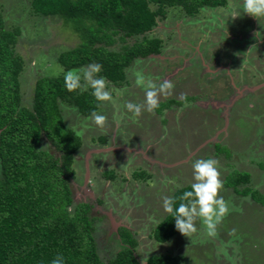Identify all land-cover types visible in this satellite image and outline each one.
Listing matches in <instances>:
<instances>
[{"label":"rangeland","instance_id":"rangeland-1","mask_svg":"<svg viewBox=\"0 0 264 264\" xmlns=\"http://www.w3.org/2000/svg\"><path fill=\"white\" fill-rule=\"evenodd\" d=\"M148 5L155 8L151 3ZM0 21L3 29L17 34L14 50L22 59V71L18 76L19 102L20 106L29 108L34 79L64 76L66 72L56 56L77 46L79 37L60 17L34 12L30 0H0ZM143 35L160 40L159 52L140 58L142 63L138 66H134L133 60L124 68V80L119 84L110 83L109 88L122 89L123 96L116 99L115 105L99 103L97 112L107 117L103 128L80 116L75 108H60L63 122L87 143L74 155L80 163L73 159L70 167L78 185L83 183L84 170L94 182L97 175L92 163L99 161L98 154H89L86 168L83 158L91 145L101 142L96 135L115 136L116 129L132 128L142 134L133 142L139 148L151 145L154 152L149 150L147 160L155 161L159 166H153L155 172L162 180L168 178L170 182H156L158 187H150L145 182L146 187H136L134 184L143 182L137 177L134 183L125 187L124 179L118 175L110 186L114 193H110V188L102 191L101 184L81 192L82 186L70 182L71 204L81 198V192L85 196L83 200L93 205L91 214L96 218L93 239L103 264H108L113 255L126 246L120 241L117 226L127 228L136 240L134 256L140 262L148 255L156 254L167 257L166 260L178 259L180 264H221L217 261L216 243L206 242L205 232L186 242H183L186 236L178 232L164 243L153 241L151 234L166 213L160 197L192 182L191 165L196 159H217L223 181L226 176H231L230 173L245 172L248 181L239 183L236 188L248 187L259 194L264 192V16L258 19L244 13L243 0H224L221 6H203L192 15L179 6H171L165 7L164 17L157 18L156 24ZM139 38L122 40L120 33L113 34L111 42L104 47L117 51ZM134 68L142 69L157 84L169 79L175 85L172 95L161 97L160 107L154 113L143 111L138 118L123 107L127 101L140 103L144 100L143 89L135 85ZM181 93H187V103L179 99ZM113 96L115 98V93ZM55 133L60 143L70 139L65 128H57ZM40 147L57 157L58 152L45 140ZM134 160L149 163L137 156ZM136 166L135 174L145 171L139 169L141 163ZM231 190L224 185L219 194L222 193L227 201L236 199L227 192L237 194L240 199V196L246 198ZM95 199L101 203H95ZM253 205L259 206V203L239 200V206L231 210L217 228L223 238L222 235H226L234 242L240 239V264H264V209L259 210ZM71 209L70 206L68 211ZM227 244L226 256L232 258L237 252L230 249V242ZM235 260L233 258L231 264Z\"/></svg>","mask_w":264,"mask_h":264},{"label":"trees","instance_id":"trees-1","mask_svg":"<svg viewBox=\"0 0 264 264\" xmlns=\"http://www.w3.org/2000/svg\"><path fill=\"white\" fill-rule=\"evenodd\" d=\"M223 4L224 0H30L34 12L60 17L79 37L77 46L56 56L63 71L97 62L103 66L99 76L113 84L124 80V68L133 60L158 54L160 40L143 34L157 18L164 17L165 7L179 6L192 15L202 6ZM119 33L122 40L140 38L117 51L106 49L110 36ZM16 36L13 30L3 29L0 21V264H51L57 254L63 255L65 264H103L93 239L96 218L91 205L76 200L71 204L67 180L73 175L71 158L79 140L62 124L57 110V101H63L87 117L99 102L91 88L67 91L62 75L39 76L33 83L30 107L20 106L22 59L14 50ZM57 128H65L69 141L60 143ZM43 140L58 152L57 157L40 147ZM230 174L224 185L264 204V197L256 190L236 188L248 181L247 173ZM186 190H190L189 185L176 189L172 197ZM119 230L126 246L108 264H140L133 255L136 241L126 229ZM176 232L175 218L168 213L151 235L164 242ZM166 259L152 255L146 264H179L178 259Z\"/></svg>","mask_w":264,"mask_h":264},{"label":"clouds","instance_id":"clouds-1","mask_svg":"<svg viewBox=\"0 0 264 264\" xmlns=\"http://www.w3.org/2000/svg\"><path fill=\"white\" fill-rule=\"evenodd\" d=\"M243 11L259 19L264 16V0H243ZM141 63L142 60L137 58L134 66ZM102 67L100 63L91 62L79 69L68 70L64 74L65 88L72 92L78 89L87 91L90 87L91 94L97 102H111L115 105L116 99L123 96V90L114 86L109 88L110 82L98 75ZM133 75L135 85L144 91V100L140 103L127 101L123 107L127 112L132 113L134 118H138L143 111L154 113L160 107L161 97L172 95L175 85L171 80L163 79L157 84L151 77L146 76L142 69L137 68H134ZM179 99L187 103V93H181ZM88 119L99 128H103L107 122V117L95 110L90 113ZM191 166L193 175L190 190L184 191L179 197L163 196V209L175 218V228L182 235L191 238L196 234L198 232L196 221L199 220L204 232L210 237H215L218 234V225L231 210L228 201L219 195L224 187L220 163L215 158H199ZM148 183L150 187H156L155 181ZM177 201H179L178 206ZM232 233H235V229ZM51 264H65L63 255L57 254ZM142 264H146V261Z\"/></svg>","mask_w":264,"mask_h":264},{"label":"crops","instance_id":"crops-1","mask_svg":"<svg viewBox=\"0 0 264 264\" xmlns=\"http://www.w3.org/2000/svg\"><path fill=\"white\" fill-rule=\"evenodd\" d=\"M77 69H79V68H77ZM67 71H65V72H67ZM35 80L36 79H34V81ZM34 81H33V83H34ZM32 87H33V85H32ZM78 92H80V91H78ZM65 107L75 108L74 105H72V104L61 102V101H57V110H58V113H59V116H60L62 124L66 128L70 129L78 137V140H79V146L72 153V158L71 159L73 161V159L76 160V156H74V155L77 153V151L82 149V146L85 147L84 144L87 145V143H83V141L79 138L78 134H76V132L70 126H67L63 122L60 108L63 109ZM98 108L99 107H97L96 111H98ZM75 110H76V108H75ZM76 112H77V110H76ZM63 114H64V112H63ZM80 116H82V115H80ZM83 117H86V116H83ZM86 118H89V116H87ZM110 126H112V128H114L115 124L114 125L110 124ZM129 128H130V125H129ZM114 131H115V136H110L111 134H108L106 137L96 135V136H98L97 140H99L101 142L97 143L96 146L95 145H91L90 146L91 149H89V151H87L86 154H84L85 157L83 158L84 159L83 166L85 168H86L87 160L89 159L88 158L89 154L90 153L98 154L99 161H93V163H92L93 166H94L93 167L94 168V172L97 175V177L94 178L95 181L93 182V181L89 180L87 172L84 170L85 175H83V178H84V179H82L83 183H81V185H78L76 183V180L75 181L73 180V179H75V175L73 174L71 177H69L70 179L68 180L69 188H70V184H69L70 182L74 186L75 185L78 186V187L82 186L81 187V190H82L81 192H84L85 189L86 190L87 189L88 190L91 189V187H93L94 185L98 184L100 186V184H101L102 185L101 186L102 187V191H106L105 188H107V189L110 188L111 189L110 186H111V184H113L117 180V176L118 175H121L122 180L124 179L123 182H125V184H126L125 187L129 186L130 182L134 183L137 177H141V178H139V181L141 182V180H143V182H141V184H134V186H136V187H138L140 185H143L145 182H149V181H155V182H159V183L163 182V181L167 182V183L170 182V180H168V178H166L165 180H162L160 178L158 172H155V170L153 169V166L157 165L155 161H150L149 162L147 160L148 158H150V155L148 154L149 150L151 149V152L152 153L154 152V150H152V148H150L151 145H149V147H148V145H146L145 147H140L139 148L133 142L135 138L141 137L142 134H138L132 128L129 129V130L124 129V128L123 129L120 128V129H116ZM81 141H82V144H81ZM136 156L141 158V159H143L144 161L149 162V163L148 164H143L140 161H135L134 158ZM102 159H104V162H103ZM72 161H71L70 165H72ZM76 161H77V163H80L78 160H76ZM101 162H102V165H101ZM105 162H108L109 165H111V166L108 167ZM137 163H141L142 166H139V169H145L144 172H137V174L134 173L135 169L138 168V166H136ZM100 166L102 167L101 169L99 168ZM71 169H72V167H71ZM119 171H121L122 174L118 173ZM147 171H148V173H146ZM72 172H73V169H72ZM128 180H130V181L127 182ZM188 185L190 186V184H188ZM143 186L146 187L147 185H143ZM182 186H186V185H181V187ZM156 187H158L157 183H156ZM70 190H71V188H70ZM86 190H85V192H86ZM231 191H233V190H231ZM81 192H79L80 193L79 195L81 196V198L79 200H76V201H83V197H85V196H82ZM111 192L114 193L112 189H111L110 193ZM224 192H227V191H224ZM99 193L101 194V192H99ZM173 193H174V190H173L172 193H170V195L168 194L167 196H172ZM227 194H229L231 197H235L236 198L234 201H232V200L228 201L229 207H230L231 210H234L235 208H237L239 206V200H241V201L245 200L249 204L257 202V201L251 200V198L248 195H245L246 198L240 196L241 197V199H240V198H238L237 194H234V193L230 194L228 192H227ZM219 195L224 197V195L222 193H220ZM260 195H262L264 197V192L262 194H260ZM101 197L102 196H100V198ZM98 201H100V203H101V200L95 199V203H98ZM160 201H161V203H163L161 197H160ZM130 202H132V201H130ZM260 204L261 203H259V206H257V205H253V206L258 207L259 210L264 209V204H261V205ZM133 207L134 206L132 205V208ZM167 214L168 213H165L164 215L166 216ZM198 226H200V227L198 228ZM117 227H118L117 228V232H118L119 228H124V229H126L129 232V230L127 228L123 227V226H117ZM196 227L199 230L202 229V231L200 232L198 230V232L196 234H194V235L198 236V235H201V234L204 233V230H203L199 220L196 221ZM178 232L179 231L177 230V232L175 234H177ZM217 233H219V231H217ZM129 234H130V232H129ZM222 236H224V238L221 237L219 234H217L215 237L208 236V239H205L206 242L213 241V242L216 243V247H217L216 248V256L218 257L217 261H219L221 264H231L233 258H235L236 260H235L234 264H240V258H239V255H238V249H239L238 246H239V244L241 242L240 239H236V241L234 242V241L228 240V237L226 235H222ZM151 238H152V236H151ZM188 238L189 237H184L183 238V242L188 241ZM153 241H155V240L153 239ZM155 242H157V241H155ZM164 242H158V243H164ZM228 242H230L231 245H232V246H230V249L234 250V252H237V253L234 254L235 256H233L232 258L231 257L227 258V256H226L227 255V251H226V247L225 246H228V244H227ZM136 246H137V243H135L134 248ZM134 248H133V255H134ZM152 255L156 256V254H150V255H148L145 258L144 261H146V259L148 257L152 256ZM135 259L140 264H142V262H140L136 257H135ZM179 264H180V261H179Z\"/></svg>","mask_w":264,"mask_h":264},{"label":"flooded vegetation","instance_id":"flooded-vegetation-1","mask_svg":"<svg viewBox=\"0 0 264 264\" xmlns=\"http://www.w3.org/2000/svg\"><path fill=\"white\" fill-rule=\"evenodd\" d=\"M202 7H203V6H202ZM202 7H200V8H202ZM82 202H86V201L83 200ZM86 203H87V202H86ZM87 204H89V203H87ZM89 205H91V204H89ZM91 207H92V210H93V208H94L93 205H91ZM120 241H121V240H120Z\"/></svg>","mask_w":264,"mask_h":264}]
</instances>
